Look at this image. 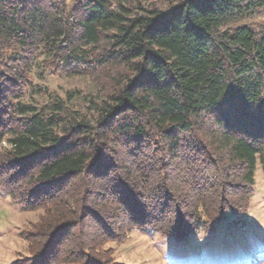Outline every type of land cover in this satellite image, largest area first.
<instances>
[{
    "label": "trees",
    "instance_id": "trees-1",
    "mask_svg": "<svg viewBox=\"0 0 264 264\" xmlns=\"http://www.w3.org/2000/svg\"><path fill=\"white\" fill-rule=\"evenodd\" d=\"M262 9L0 0V190L43 210L13 264H115L106 245L133 231L186 243L247 214L264 173V141L245 134L264 129V22L236 24ZM35 74L81 82L27 99Z\"/></svg>",
    "mask_w": 264,
    "mask_h": 264
},
{
    "label": "rangeland",
    "instance_id": "rangeland-1",
    "mask_svg": "<svg viewBox=\"0 0 264 264\" xmlns=\"http://www.w3.org/2000/svg\"><path fill=\"white\" fill-rule=\"evenodd\" d=\"M258 22H264V9L236 25ZM35 76V91L30 92L27 99L42 100L44 96L41 94L51 91L63 94L81 82L80 78ZM256 128L245 134L255 138L261 135V141H264V129ZM254 175L256 189L247 214L236 222L230 217V221L219 225L213 238L200 236L186 243H175L152 232L133 231L123 243L106 245L112 249V261L118 264H264V173L260 165ZM42 215L43 210L27 211L0 190V264H13L22 258L27 251V243L20 233ZM63 241V238L58 239L59 244Z\"/></svg>",
    "mask_w": 264,
    "mask_h": 264
}]
</instances>
